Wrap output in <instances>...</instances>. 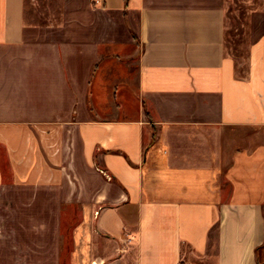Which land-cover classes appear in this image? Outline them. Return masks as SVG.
I'll return each instance as SVG.
<instances>
[{"label": "crops", "instance_id": "obj_1", "mask_svg": "<svg viewBox=\"0 0 264 264\" xmlns=\"http://www.w3.org/2000/svg\"><path fill=\"white\" fill-rule=\"evenodd\" d=\"M51 12L0 0V264H39L65 203L74 264H264V0L244 72L226 0Z\"/></svg>", "mask_w": 264, "mask_h": 264}, {"label": "rangeland", "instance_id": "obj_2", "mask_svg": "<svg viewBox=\"0 0 264 264\" xmlns=\"http://www.w3.org/2000/svg\"><path fill=\"white\" fill-rule=\"evenodd\" d=\"M61 2L62 0H25V23H39V9L49 7L52 12L59 11ZM260 7L261 0H226L228 34L225 46L227 53L234 57L239 72H244L248 67L247 56L252 41V13ZM118 62L120 63V60ZM123 82L129 83L126 78ZM132 84L134 85V82ZM113 87L110 85V92ZM102 92L105 93L106 89ZM108 99L111 104L116 103L114 97L109 96ZM130 101L132 103V98ZM131 103L128 102L120 113L129 112L127 108L131 109ZM79 213L80 209L76 205L65 203L61 205L59 219H55L49 209L44 208L43 204L39 205V264H74L71 257L72 228L79 221ZM56 237L58 240H55ZM205 264H213V259Z\"/></svg>", "mask_w": 264, "mask_h": 264}, {"label": "built area", "instance_id": "obj_3", "mask_svg": "<svg viewBox=\"0 0 264 264\" xmlns=\"http://www.w3.org/2000/svg\"><path fill=\"white\" fill-rule=\"evenodd\" d=\"M178 264H186L184 261H180Z\"/></svg>", "mask_w": 264, "mask_h": 264}, {"label": "trees", "instance_id": "obj_4", "mask_svg": "<svg viewBox=\"0 0 264 264\" xmlns=\"http://www.w3.org/2000/svg\"><path fill=\"white\" fill-rule=\"evenodd\" d=\"M264 246V242H263V244L261 245V247H263Z\"/></svg>", "mask_w": 264, "mask_h": 264}]
</instances>
